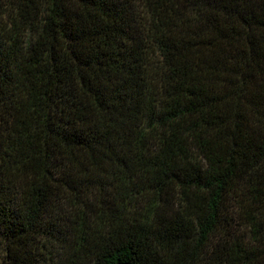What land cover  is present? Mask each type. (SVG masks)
<instances>
[{
  "label": "trees",
  "instance_id": "trees-1",
  "mask_svg": "<svg viewBox=\"0 0 264 264\" xmlns=\"http://www.w3.org/2000/svg\"><path fill=\"white\" fill-rule=\"evenodd\" d=\"M0 264H264V0H0Z\"/></svg>",
  "mask_w": 264,
  "mask_h": 264
}]
</instances>
